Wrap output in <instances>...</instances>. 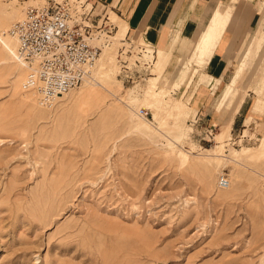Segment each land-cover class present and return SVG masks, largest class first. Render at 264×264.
<instances>
[{
  "label": "rangeland",
  "instance_id": "obj_1",
  "mask_svg": "<svg viewBox=\"0 0 264 264\" xmlns=\"http://www.w3.org/2000/svg\"><path fill=\"white\" fill-rule=\"evenodd\" d=\"M45 3L0 0V24L10 27L26 7ZM3 9L13 15L4 22ZM7 30L1 36L16 49ZM117 31L102 72L51 108L22 89L26 72L0 39V264H264V124L232 128L237 94L222 92L216 111L225 117L207 138L195 113L173 108L181 91L171 88L154 120L150 102H142L149 80L168 72L165 85L180 81L195 39L182 46L189 56L175 59L174 69L172 62L158 68L156 57L151 75L124 84L116 56L126 37ZM254 46L239 86L253 91L260 83L264 97V49L256 58ZM135 105L148 122L133 118ZM216 145L219 152H208ZM230 149L248 152L226 164ZM224 174L228 190L218 187Z\"/></svg>",
  "mask_w": 264,
  "mask_h": 264
},
{
  "label": "crops",
  "instance_id": "obj_2",
  "mask_svg": "<svg viewBox=\"0 0 264 264\" xmlns=\"http://www.w3.org/2000/svg\"><path fill=\"white\" fill-rule=\"evenodd\" d=\"M87 3L88 7L92 6V15L96 18L97 15L103 17L110 14L109 19L116 28V18L124 22L127 39L141 40V43L146 41L156 53L159 50L170 52L172 63L168 69H174L175 59L189 56L188 50L182 46L195 39L192 56L184 63V75L180 81L173 83H181L189 73L187 66H190L191 72L183 82L181 92L191 76L196 75L187 93L194 88L189 93L193 96L190 104L193 108H189L195 113L197 127L214 130L222 123L225 115L216 111L222 92L225 97L237 94L228 113L230 122H233L232 128L241 125L245 130L254 119L264 124V111L260 114V108H264L263 92L258 93L256 88L254 92H243V86H239L246 62L251 58L249 49L254 46L253 41L257 43L254 47L260 40L264 41V0H87ZM216 17L219 23L211 44L205 52H200L198 49ZM172 35L176 36L175 42ZM261 51L263 49L256 58ZM201 60L208 62L203 69L196 66ZM235 63L237 65L233 68ZM166 74L168 76V72ZM260 85L256 83V87Z\"/></svg>",
  "mask_w": 264,
  "mask_h": 264
},
{
  "label": "built area",
  "instance_id": "obj_3",
  "mask_svg": "<svg viewBox=\"0 0 264 264\" xmlns=\"http://www.w3.org/2000/svg\"><path fill=\"white\" fill-rule=\"evenodd\" d=\"M88 5L87 0H46L44 5L26 7L23 18L7 30L16 41L18 61L26 69L22 89L35 93L43 108H51L57 98L77 89L90 76L101 52L93 44L94 38L102 33L104 44H111L115 25L108 15L93 16ZM140 41L125 38L117 50L118 76L124 84L144 80L141 72L151 75L154 68V47L146 41L147 45L139 46ZM132 56L136 58L133 63L129 62ZM140 115L147 117L148 113L141 109ZM193 124L197 126V119ZM206 132L207 138L213 136V129ZM228 184L227 176L221 175L218 187L225 189Z\"/></svg>",
  "mask_w": 264,
  "mask_h": 264
},
{
  "label": "bare ground",
  "instance_id": "obj_4",
  "mask_svg": "<svg viewBox=\"0 0 264 264\" xmlns=\"http://www.w3.org/2000/svg\"><path fill=\"white\" fill-rule=\"evenodd\" d=\"M1 12H3V22H4L5 19H7L9 17H13V15L8 10L3 9ZM119 21L120 20L118 18H116L115 23H117V26L120 29L119 30V33H118V36H119V38H124L125 35H126V32H127V27H126V24L124 22H121V21L119 22ZM218 23H219V19H218V17H216L215 20L212 23V26H211L210 30L207 31V33H206V35H205V37L203 39V43L200 45L198 51L205 52L209 48V46L211 44V41L213 39V36H214L215 27L218 25ZM8 27H9V25H6L4 23L3 24H0V39L3 42V47H5V49L7 50V52L10 54V57H11L12 61L16 64V66L19 67V68H21V70L23 69L26 72V69L24 68V66L18 61V58L16 56V49L13 48V47H11L10 44L7 41H5L4 38H2V36H1V33L4 34L6 32V30L8 29ZM104 38H105V35L100 33L99 36H97L96 38L93 39V42L98 40V42L101 43V45L103 47V53L101 54L102 49L98 46L101 49L100 55H99L97 61L95 62L94 67L92 68V71H91L90 76L83 82L84 84H86L88 81H91L92 75H93V77H96V75H98V73H99L98 71L102 72L101 71L102 70L101 68L106 63L105 62V59L107 58V56L110 53V51L112 49H114V48H112L114 46V43H112V41L113 40H116V37L115 38L114 37L112 38L111 44L108 45V46H106L104 44ZM12 40H14V39H12ZM172 40L175 42L176 36H173L172 35ZM143 42H145V41H143ZM144 44H146V43H144ZM257 48H258V51L264 49V41L263 40H260V42L257 45ZM111 55H112V53H111ZM158 55H159V57H158ZM158 55H157V58H159V62H158V65L157 66L160 69L161 68H164L165 69L166 66H167V64H169L170 61H171L172 54L170 52H165V51L159 50V54ZM149 56L150 55H148V57ZM147 59H151V58H147ZM195 63H197V60H196ZM207 63H208L207 60H201V61L198 62V64L196 66L198 68H200V69H203L204 67L207 66ZM188 67L190 68V66H188ZM197 67H196V73L195 74H197V72H198L197 71ZM113 68H115V67H113ZM158 68H157V70H159ZM13 69H15V67ZM16 70H17V68H16ZM21 70H19V71H21ZM18 73H20V72H18ZM166 75H167L166 73H163L160 76L159 79L157 77H155V78H151V80H149V82H150L149 89H148V91H146V96H145L144 101H142L145 104H147V102L148 103L150 102L149 103L150 104L149 106H150V108L152 109V111L154 113V120L156 119L157 111H159L158 106L163 101H164V103L166 101V100L161 99L162 94H164L163 92H165L166 90H169L170 88L173 89L174 91H176V90H180L181 91L182 90V87L184 86V83H183L184 81H182V83H173L171 86L165 85L164 84V78L166 77ZM195 78H196V75H194L193 77L191 76V78L189 79V81L187 82V84H185V89H184L183 92H181L180 97L178 99L174 100V102H173L174 103L173 108H181L182 106L184 108V106H185V107L188 108V111L189 112H187V113H189L190 115L193 114V110L191 108H189L185 104V97L187 96L186 94H187V91H188L189 87L190 88L192 87V84H193ZM94 80H95V78H94ZM239 82H240V80H239ZM90 83L93 85L92 82H90ZM90 83H88V86L90 85ZM92 85H90L89 87H92ZM95 85L96 84H94L93 86H95ZM255 88H256V85L254 86L253 90ZM75 90L70 91L66 95L74 92ZM163 97H165V96L163 95ZM262 98L264 99V97H262ZM183 110H187V109L184 108ZM131 112H132L133 118L136 121L138 120L140 122H146V121L148 122V120H145L141 115H139L138 105L137 106L136 105L135 106H132L131 107ZM222 137L223 136H221L220 141L222 140ZM261 148L262 149L264 148V139L262 141ZM220 149H221V147H219V146L216 145V147H214L212 150H208V152L217 153V152H219ZM245 152H248V150L247 149H244L242 151H238V150H232V149H230V150L224 151V154L225 155H223L222 157H224L225 161L227 162L226 164H228V162L230 163L231 161H233L232 158H234L235 156H238L240 153H245ZM180 154L182 155V157L184 159H186L187 156H186L185 153H183L182 151H180ZM212 157H214V156H212ZM228 183H229L228 184V187L225 188L224 190H228L230 188V180L229 179H228Z\"/></svg>",
  "mask_w": 264,
  "mask_h": 264
}]
</instances>
